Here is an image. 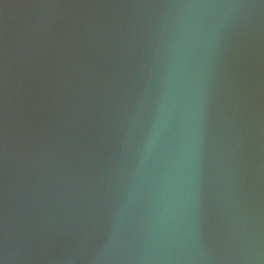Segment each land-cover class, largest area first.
<instances>
[{
    "label": "water",
    "instance_id": "water-1",
    "mask_svg": "<svg viewBox=\"0 0 264 264\" xmlns=\"http://www.w3.org/2000/svg\"><path fill=\"white\" fill-rule=\"evenodd\" d=\"M0 264H264V0H0Z\"/></svg>",
    "mask_w": 264,
    "mask_h": 264
}]
</instances>
